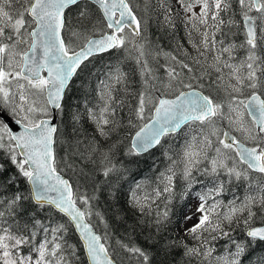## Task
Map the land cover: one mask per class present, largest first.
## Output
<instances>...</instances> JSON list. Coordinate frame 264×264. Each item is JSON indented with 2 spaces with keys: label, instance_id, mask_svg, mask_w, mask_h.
<instances>
[{
  "label": "snow or ice",
  "instance_id": "1",
  "mask_svg": "<svg viewBox=\"0 0 264 264\" xmlns=\"http://www.w3.org/2000/svg\"><path fill=\"white\" fill-rule=\"evenodd\" d=\"M158 3L164 11V23L175 29L174 13L167 0H158ZM177 3L186 14L189 43L198 53L191 62L204 68L198 76L193 74L190 63L175 55L146 51L142 22L130 0H0V108L8 111L21 126L20 131L14 132L0 120V149L5 150L16 169L15 174L4 176L5 169L0 164V188L15 185L18 189L21 178L29 186L28 194L17 190L9 197L0 198V264H73L78 259L75 246L64 238L67 232L64 224H53L51 216L42 221L35 213L30 217V225L16 219L29 200L40 211L47 208L68 218V223L79 233L88 264H117L106 242H102L104 237L96 234L86 220L93 214L91 198L74 191L70 181L57 171L55 154L58 131L55 121L64 113L70 83L88 69L98 54L110 50H123L130 57L135 53L133 58L140 66L142 77L137 106L128 121L136 129L128 155L147 153L161 145L163 138L185 134L184 129H188L180 159L173 160L160 174L158 186L151 193L137 183L131 190L132 206L145 213L155 200L167 194L165 210L157 209L155 223L162 226L170 222L169 205L176 195L174 177L176 167L181 165L182 177L187 181L181 199L188 195L195 182L194 170L217 180L209 193L196 194L201 201L197 207L201 215L198 223L185 231L198 244L184 245L186 256L200 258L201 264H211L209 258L215 251L211 241L226 238L225 254L214 259L217 264H241L248 245L225 231L224 222L229 226L234 222L239 224L238 217L244 212H247L243 220L247 237L264 241V227L250 226L257 215L254 208L264 214V183H257L255 188L249 183V189L255 194L246 195L239 204L230 202L223 214L216 211L221 202L214 200L208 204L209 199L224 191V182L219 180L221 171L229 180H247L250 170L264 174V0H235L241 21L233 19V0H177ZM197 5L201 8L199 13L194 11ZM97 12L106 29L99 35H96L100 31L96 28ZM221 13L232 15L225 20ZM241 23L244 41L237 44L228 39L226 43L229 33L223 28L230 26L231 31ZM193 31L201 37L199 44L191 39ZM217 33L221 36L219 40ZM237 49H244L246 55L232 62L236 60ZM179 51L187 55L185 49ZM207 52L213 53V63L207 67L217 73L209 86L223 87L227 81L224 88L229 97L227 101L214 100L202 91L204 85L199 80L211 76L201 62V58L207 60ZM149 54L153 58L163 55L172 62L166 66V79L154 75L145 58ZM224 69H228L227 74ZM104 76L99 81V106L86 107V115L101 136H107L117 124V107L123 101L113 93L126 90L128 80L119 63L109 65ZM192 80L197 81L195 86ZM157 81L158 84L154 83ZM73 120L79 122L78 112L74 113ZM222 121L227 122L224 127L219 126ZM209 152L214 155L210 156ZM108 160L105 154L102 163ZM205 161L207 166L201 168ZM237 164L247 167L240 171ZM116 170L114 165H106L103 174L107 176ZM188 219L191 217H185ZM22 247L29 249L27 254L21 251ZM121 247L148 264L149 254L141 248L126 244Z\"/></svg>",
  "mask_w": 264,
  "mask_h": 264
},
{
  "label": "trees",
  "instance_id": "2",
  "mask_svg": "<svg viewBox=\"0 0 264 264\" xmlns=\"http://www.w3.org/2000/svg\"><path fill=\"white\" fill-rule=\"evenodd\" d=\"M130 3L133 5L139 19H141L143 42L148 53L163 51L175 55L178 59L190 63L193 74L197 76L204 70L201 65L191 62V58L196 57L198 53L189 43L188 29L185 27V13L177 0H167L168 6L172 8L174 13L175 29L164 23V11L158 0H130ZM232 7L235 11L233 19L241 21L239 7L235 0H233ZM72 11L74 14L75 9ZM229 15H232V13H221L225 20L228 19ZM95 18L96 28L100 30L96 35H99L106 29L98 12L95 13ZM75 23L73 19L72 24L75 25ZM229 28L230 26L223 28L224 32L229 33L226 43L228 39L234 40L237 44L244 41L242 23L238 28H232L231 31H229ZM91 34L90 32L89 35ZM216 38L217 40L221 39L219 33H217ZM191 39L199 44L201 37L193 31ZM181 48L186 50L187 55L179 51ZM134 55L135 53L130 57L123 50H111L99 54L91 60L86 71L73 78L70 83L71 91L65 97L64 113L58 122L57 144L55 146L58 161L57 169L71 180L74 191L87 194L91 198L90 204L93 214L88 218L104 237L110 253L120 264H143L141 258L129 253L121 247V244H126L129 247L136 246L144 250L149 254L148 264H201L200 258L185 255L184 245L197 246L198 242L185 232L183 221L188 210L190 195L192 193L201 195L209 193L217 185L215 177L194 170L195 182L192 185L193 189L191 188L188 195L181 199V193L184 192L187 181L182 177V166L178 165L174 177V192L176 195L169 205L171 208L170 222H166L162 226L155 223L156 212L157 209L160 212L165 210V196L167 194L155 200L151 209H146L145 213H141L129 202L131 190L137 183H141L144 186V191L149 193L154 187L158 186V177L171 166L173 160L178 161L180 159L181 149L178 145L181 143V145H184L185 139L188 138L185 135L188 129L185 128V134L177 133L167 136L162 140L161 145L145 154L128 155L131 138L136 130L129 125L128 121L137 106V94L142 90L140 66L133 58ZM168 61L160 55L155 64H150L153 73H155L156 67L166 69L167 64L171 65L172 63L171 61L168 63ZM201 62L211 74L210 77L199 80V83L204 85L202 90L218 101L213 95L215 86H209L214 69L207 67V65L213 62L209 56L206 61L201 58ZM117 63H119L121 70L128 74L127 89H120L113 93L118 100L123 101V104L117 107L115 116L117 124L113 130L107 137L100 136L99 133H97L99 135L97 136L91 132L93 129L86 117L85 110L86 107H90L98 100L96 97L100 88L99 81L105 79L104 73L108 71V66ZM177 70L179 71V69ZM191 82L194 86L197 84L196 80ZM76 112L80 114L79 122L73 120V115ZM0 120L2 119L0 118ZM133 123H136V121L133 120ZM105 154H107L109 160L102 163ZM169 157H171V160ZM0 164L4 166V176L16 173V169L7 158L4 149H0ZM205 164H207L206 161L200 167L203 168ZM106 165H114L117 170L105 176L103 169ZM219 180L224 182V191L214 195L213 199H209L208 204L211 205L215 200L221 202L219 207H225L229 200L234 199L236 202H240L246 195L253 194L254 191H251L248 187L249 183L253 185V188L257 183H264V174L250 170L247 180L243 178L229 180L227 175H220ZM17 190L28 194L29 186L23 178L18 181V189L15 185L0 188V198L9 197ZM253 211H257V215L250 222V226L264 224V214L255 208ZM33 213H35L37 219L42 221L51 216L53 224H64L67 228L64 238L68 244L74 245L76 249L78 259H74L73 264H88L82 242L74 227L68 223L66 216L49 211L47 208L40 211L29 200L24 203L23 211L17 215L16 219L20 223L30 225L32 223L30 217ZM96 213L100 215L97 216ZM246 218L247 212H244L238 217L239 224L234 222L229 226L227 222H224V230L229 231L237 241H245L248 245L241 259V264H264V241L247 237L246 226L243 223ZM205 235L207 236V234ZM212 235H216V233H212ZM39 239L38 236L37 242H39ZM227 243L226 238L211 241L210 246L215 249L212 257L209 258L211 264H217L214 258L225 254ZM22 250L29 251L27 247H22ZM228 250L232 251L234 248ZM205 264H208V262H205Z\"/></svg>",
  "mask_w": 264,
  "mask_h": 264
},
{
  "label": "rangeland",
  "instance_id": "3",
  "mask_svg": "<svg viewBox=\"0 0 264 264\" xmlns=\"http://www.w3.org/2000/svg\"><path fill=\"white\" fill-rule=\"evenodd\" d=\"M200 10H201V8H200V6L199 5H197V6H195V8H194V11L196 12V13H199L200 12ZM253 15H255V13H253ZM185 19H186V14H185ZM127 31V30H126ZM77 44H79V43H81V41H77L76 42ZM154 52V51H153ZM150 53H152V52H150ZM206 55H208L209 56V58H211V61L213 62V60H212V57H213V53L212 52H207L206 53ZM246 55V52H245V50L244 49H237V51L235 52V57H236V60L235 61H232V62H238L239 60H241V59H243L244 58V56ZM160 56V55H159ZM159 56H156L155 58H153V56L151 55V54H149V55H147L145 58L148 60V66L150 67V64H155L156 62H157V60L159 59ZM207 56V57H208ZM162 57L164 58V59H166L163 55H162ZM170 62V60L168 61V63ZM169 64H167V66H168ZM151 68V67H150ZM156 69V71H155V73H154V75L156 76V77H158V78H163V79H166V69H162L161 67H156L155 68ZM224 72H225V74H227V72H228V69H224ZM216 75H217V73L215 72V71H213V75H212V80H210V82H212V81H214L215 80V78H216ZM154 83H157L158 84V81L157 82H154ZM232 83H235V81H232ZM213 86H215V88H214V93H213V95L218 99V101H220V102H223V101H227V99L229 98L228 96H227V94H226V92H225V90H224V88L227 86V81H226V83H225V85L223 86V87H217L216 85H214L213 84ZM100 89V88H99ZM98 100L97 101H95L94 102V104L93 105H91L90 107H88V108H92V107H94V106H99V104H100V101H99V98H98V93H97V97H96ZM226 110V109H225ZM85 113H86V110H85ZM86 117L88 118V116L86 115ZM88 121H89V123H91V125L90 126H92L91 128L93 129V130H91V132H93L94 134H96L97 136H99L97 133H99L98 131H97V127H96V125L88 118ZM226 121H222L221 123H220V127H224L225 125H226ZM94 126H95V129H94ZM101 136V135H100ZM107 137V136H106ZM106 137H102V138H106ZM238 138H239V136H238ZM182 142H183V140H182ZM103 143H105V142H103ZM182 144V143H181ZM181 144H179L178 146L180 147V149L182 150V148H183V145H181ZM182 147V148H181ZM181 150H180V153H181ZM209 155L211 156V155H214V153L213 152H209ZM229 163V166H231L232 165V161H229L228 162ZM207 166V164H205V165H203V167H206ZM237 167H238V169L240 170V171H244V169H246V165H241V164H237ZM223 173V174H222ZM248 174H249V172H248ZM220 175H227L226 173H224L223 171H221V173H220ZM253 194H255V192H253ZM232 201H235L234 199H232V200H229L227 203H226V205H225V207H218L217 209H216V211L218 212V213H221V214H223L224 212H226V210H227V208H226V206L227 205H229V203L230 202H232ZM200 197H198V195H196L195 193H192L191 195H190V197H189V199H188V210H187V213L185 214V217H191V219H188V220H185V217H184V225H183V229L184 230H186V229H188V228H191L192 226H194L195 224H197L198 223V221H199V218H200V215H201V213H199V212H197V207H198V205L200 204ZM236 202V201H235ZM240 202H236V204H239ZM186 232V231H185ZM21 251L24 253V254H27V252L28 251H24V250H22L21 249Z\"/></svg>",
  "mask_w": 264,
  "mask_h": 264
},
{
  "label": "water",
  "instance_id": "4",
  "mask_svg": "<svg viewBox=\"0 0 264 264\" xmlns=\"http://www.w3.org/2000/svg\"><path fill=\"white\" fill-rule=\"evenodd\" d=\"M134 10V9H133ZM137 17H138V15H137ZM139 18V17H138ZM104 54V53H103ZM99 55V54H98ZM203 91V90H202ZM204 94L205 95H207V93H205L204 92ZM0 117L2 118V120L4 121V123L6 124V125H8V127L9 128H11L14 132H18V131H20L21 130V126L20 125H18V124H16L15 123V121H14V119L10 116V114L7 112V111H5V110H3L2 108H0ZM58 122H59V118L55 121V123L58 125ZM57 134V133H56ZM163 140V139H162ZM162 142V141H161ZM158 146V145H157ZM157 146H155L154 148H156ZM153 148V149H154ZM153 149H150L149 151H151V150H153ZM148 151V152H149ZM55 154H56V152H55ZM143 154H145V153H143ZM58 171V170H57ZM58 172H60V171H58ZM61 173V172H60ZM61 175L65 178V179H68L69 181H70V183L72 184V182H71V180L66 176V175H64V174H62L61 173ZM72 187H73V184H72ZM73 190H74V187H73ZM80 205L78 204V207H79ZM86 220L92 225V227H93V230L96 232V234H98V235H101L100 234V232L96 229V227L93 225V223L86 217ZM253 227H264V224H262V225H258V226H253ZM76 233L78 234V236H79V233H78V231H76ZM102 236V235H101ZM79 238H80V236H79ZM81 240V239H80ZM82 242V241H81ZM102 242H105L104 240H102ZM83 245V244H82ZM107 245V244H106ZM84 248V247H83ZM85 251V250H84ZM110 252V251H109ZM113 256V255H112ZM87 257V256H86ZM113 258H114V256H113ZM115 259V258H114ZM116 260V259H115ZM87 261H88V259H87ZM117 261V260H116ZM117 264H120L118 261H117Z\"/></svg>",
  "mask_w": 264,
  "mask_h": 264
},
{
  "label": "bare ground",
  "instance_id": "5",
  "mask_svg": "<svg viewBox=\"0 0 264 264\" xmlns=\"http://www.w3.org/2000/svg\"><path fill=\"white\" fill-rule=\"evenodd\" d=\"M1 118V117H0ZM2 119V118H1ZM193 189V188H192ZM192 193V192H191ZM241 201V200H240Z\"/></svg>",
  "mask_w": 264,
  "mask_h": 264
}]
</instances>
